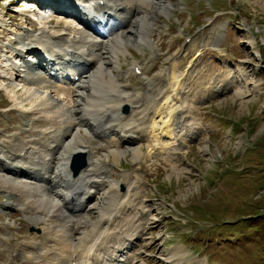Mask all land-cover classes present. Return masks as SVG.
<instances>
[{"label":"rangeland","instance_id":"374dc122","mask_svg":"<svg viewBox=\"0 0 264 264\" xmlns=\"http://www.w3.org/2000/svg\"><path fill=\"white\" fill-rule=\"evenodd\" d=\"M169 3L172 5L169 14L160 15L153 26L158 52L153 54L147 46L129 47L130 53L118 55L117 81L126 79L133 62L144 68L152 58L145 76L158 86L163 70L170 71L175 66V79L185 86L190 94L188 100L197 107L195 111L189 108L190 113L182 115L177 127L186 134L191 128L198 131L182 147L183 157L177 169L161 162L158 158L161 150H147L144 143L138 162L128 152L117 161L109 158L104 162L116 180L122 178V182L141 186V202L149 209L144 216V220L148 219V230L135 262L170 264L161 255L176 251L177 255L182 252V258L187 261L179 258L178 264L194 261L195 264H264V69L258 67L260 61L264 65V0H169ZM33 8L35 5L29 0H0V141L12 135L23 138L26 134L19 135V127L38 116L34 111L32 117L26 115L38 102L24 92L28 87L24 81L27 72L21 67L14 72L7 70L4 58L8 54L4 56L3 48L11 46L20 50L21 36L34 33L38 23L52 33H64L58 21L61 17L52 15L42 19ZM40 13H45V9L39 10ZM33 14L35 21L28 18ZM51 19L53 24L49 23ZM68 22L67 26L77 27L75 20L70 18ZM64 31L65 35L75 36L71 30ZM248 39L254 42L251 47ZM197 50L199 54L194 56ZM23 57L34 58L25 53ZM37 70L41 73L33 78L43 79L45 72ZM241 75L246 85L240 82ZM58 80L55 84H66ZM125 83L130 91L139 90L141 95L150 89L138 71L130 73ZM212 83L219 84L221 94L214 98L209 95L210 99L201 102L203 88ZM16 86L17 90L13 88ZM172 89L168 114L175 105ZM43 91L38 88V92ZM49 95L63 100L54 92ZM140 101L136 105L144 106ZM122 106L120 114L128 115L130 111L122 112ZM167 119V112L162 118L151 115L147 133L152 140L160 136ZM121 147L128 146L121 144ZM97 152L103 155L98 148ZM98 176L96 173L92 179ZM118 189L123 191V186L119 185ZM3 191L0 189V224L11 227L8 230L0 227V264H28L24 261L28 249L20 248L19 243L24 239L33 241L41 225L34 227L22 217L19 208L25 198L21 194L9 197ZM10 202L11 209L3 205ZM7 237L10 245L5 242ZM47 246L50 244L44 245Z\"/></svg>","mask_w":264,"mask_h":264},{"label":"bare ground","instance_id":"6f19581e","mask_svg":"<svg viewBox=\"0 0 264 264\" xmlns=\"http://www.w3.org/2000/svg\"><path fill=\"white\" fill-rule=\"evenodd\" d=\"M29 1L53 9L43 18L61 17L58 21L64 33H52L38 23L34 33L21 36L20 50L11 46L3 48L4 56L8 54L4 58L7 70L24 69L27 72L24 81L28 85L24 92L29 99L38 101L31 112L26 113L32 117L34 111L38 116L27 118L19 127V135H26L23 138L12 135L0 141V189L9 197L21 194L25 198L19 208L22 217L34 227L41 225L33 241L24 239L19 243L20 248L28 249L24 261L28 264H136L138 247L148 230V219L144 220V216L149 209L146 210L147 205L141 202V186L136 182H122V178L116 180L104 162L109 158L117 161L126 152L138 162L144 143L147 150H161L158 155L161 162L177 169L183 157L182 147L198 131L195 127L186 134L177 124L181 123L185 112L190 113L189 108L195 111L197 107L188 100L190 94L185 86L175 79V66H171L170 71L163 70L161 84L150 83L145 73L151 68L152 58L144 68L133 62L126 79L117 81L118 55L130 53L129 47L142 46L156 54L158 45L153 40V26L160 15L169 14L172 5L169 0H79L81 10L87 12L85 17L71 0ZM50 8L46 9L51 11ZM70 18L76 20V28H72L71 23L67 26ZM53 20L49 23L53 24ZM64 30H71L75 36L65 35ZM248 40L251 47L254 42ZM24 53L34 58L24 59ZM195 53L198 55L199 51ZM28 65L31 68L26 69ZM58 66L64 70L59 73L61 79L69 74L66 69L72 68L71 81L67 80L64 85L51 83L54 76L49 71H59ZM37 68L46 72L43 79L33 78L41 73ZM139 69L150 87L143 95L136 89L130 91L129 84L125 83L130 73ZM240 77L242 81H239L246 85L244 76ZM256 82L253 83L255 87ZM13 88L17 90L18 86ZM13 88L11 92L15 91ZM38 88L44 91L38 92ZM218 88H203L201 102L210 99L209 95L213 97ZM171 89L175 105L172 114H168ZM53 92L63 100L50 97ZM140 99L144 106L136 105ZM121 104L130 111L128 115L120 114ZM166 112L168 119L160 136L152 140L147 133L151 115L162 118ZM121 144L128 147L122 148ZM97 148L103 155L96 153ZM74 152H82L86 162L76 176L68 169L69 158ZM96 173L98 178L92 179ZM119 185L123 186V191L118 189ZM74 196L76 203H73ZM3 205L11 209L13 204ZM32 211L34 213H30ZM0 227L8 230L11 226L2 223ZM5 240L10 245L9 237ZM46 244L50 246L44 247ZM182 255V252L177 255L172 251L161 256L164 262L178 264L179 258L186 261Z\"/></svg>","mask_w":264,"mask_h":264},{"label":"water","instance_id":"95a60500","mask_svg":"<svg viewBox=\"0 0 264 264\" xmlns=\"http://www.w3.org/2000/svg\"><path fill=\"white\" fill-rule=\"evenodd\" d=\"M122 111L123 112L126 111V106L122 107ZM84 165H85V160H84V154L83 153L77 152L71 156L69 168L72 172V175H75L77 173V171L81 167H83Z\"/></svg>","mask_w":264,"mask_h":264},{"label":"trees","instance_id":"16d2710c","mask_svg":"<svg viewBox=\"0 0 264 264\" xmlns=\"http://www.w3.org/2000/svg\"><path fill=\"white\" fill-rule=\"evenodd\" d=\"M251 157V156H250Z\"/></svg>","mask_w":264,"mask_h":264}]
</instances>
